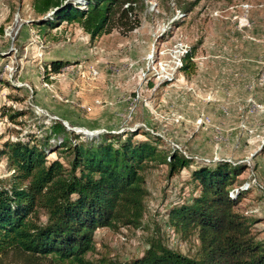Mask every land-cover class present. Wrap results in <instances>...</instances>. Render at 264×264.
I'll return each instance as SVG.
<instances>
[{"label":"rangeland","instance_id":"rangeland-1","mask_svg":"<svg viewBox=\"0 0 264 264\" xmlns=\"http://www.w3.org/2000/svg\"><path fill=\"white\" fill-rule=\"evenodd\" d=\"M31 5L0 0V145L42 140L59 121L84 136L142 130L196 164H240L234 185L245 191L235 210L264 244V0H141L133 30L93 39L76 22L38 24ZM185 52L192 56L181 70ZM49 60L63 62L58 73L45 71ZM148 165L139 224L95 228L86 258L130 260L150 241L195 256L196 232L168 220L172 206L198 193L193 164L173 174ZM10 172L0 157V179Z\"/></svg>","mask_w":264,"mask_h":264},{"label":"trees","instance_id":"trees-1","mask_svg":"<svg viewBox=\"0 0 264 264\" xmlns=\"http://www.w3.org/2000/svg\"><path fill=\"white\" fill-rule=\"evenodd\" d=\"M140 1L32 0L31 6L38 24L76 22L93 39L115 27L133 30ZM191 56L185 52L181 70ZM62 66L49 60L44 68L55 74ZM157 139L142 130L84 136L53 121L42 140L28 135L2 141L0 157L11 172L0 179V264H264V244L235 210L245 191L234 185L241 165L196 164L176 149H160ZM57 151L66 153V161L47 159ZM151 163L165 164L168 174L193 164L198 193L172 206L168 220L179 233L196 232L195 256L150 241L130 260L86 258L95 228L139 224L146 195L142 172Z\"/></svg>","mask_w":264,"mask_h":264},{"label":"built area","instance_id":"built-area-1","mask_svg":"<svg viewBox=\"0 0 264 264\" xmlns=\"http://www.w3.org/2000/svg\"><path fill=\"white\" fill-rule=\"evenodd\" d=\"M243 188H246V186L244 185Z\"/></svg>","mask_w":264,"mask_h":264}]
</instances>
